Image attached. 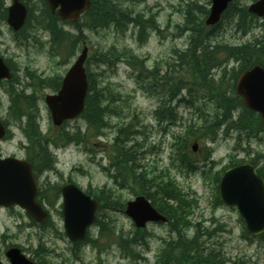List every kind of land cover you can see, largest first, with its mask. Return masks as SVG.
<instances>
[{
    "label": "rangeland",
    "instance_id": "obj_1",
    "mask_svg": "<svg viewBox=\"0 0 264 264\" xmlns=\"http://www.w3.org/2000/svg\"><path fill=\"white\" fill-rule=\"evenodd\" d=\"M3 1L6 6H9L10 0ZM119 2L120 0H113L114 4ZM209 2L210 0H129L120 2L121 8L133 15L141 14L144 18L152 15L158 28L154 32L151 31L148 40L142 45L137 40L138 30L131 26L124 27L120 34L113 28L114 26L107 29L85 30V42L89 47L88 67L96 85L119 93L117 95L128 105L129 119H132V123L137 125L138 134L132 143H127V147H134L132 153L136 162L145 170L154 172L150 176L163 175V181H166L168 174L175 180L178 188L188 195L187 198L190 201L194 200L191 203L190 221L201 227L200 232H214L218 226H222L223 231L206 238L205 247L212 250L215 255L218 254L222 264H264V241L254 239L245 233L243 225L240 223L241 218L236 210L224 205L219 206V201L217 202L218 183H215L217 172H221L232 164L249 162L252 158H255L256 167L260 168L264 174V133L260 134V137L253 136L251 138H245L243 135L241 141L235 131L230 134L229 138L220 137L213 143L199 139V145L202 148L194 156V161L198 163L202 160L206 150L209 149L211 151L210 161L214 163V166L211 172L206 173L205 178L199 174L186 177L187 174L177 171L173 164L175 152L170 149L172 133L179 132L183 135L185 128L199 119L201 113L196 108L185 110L178 107L175 112L180 120L176 124H160L153 116V111L159 104L158 101L148 98L146 93L141 91L144 89L136 81L137 73H133L130 66L120 61L115 66V74H112L106 66H98L101 63L102 55L115 51L117 53L130 51L132 53L126 54L145 60L143 66L147 70L155 69L156 63H158L162 70L167 71L171 66L167 65L166 61L178 59L172 51H184L189 45L187 41L192 36L190 30L192 24H186L185 20L189 5L195 3L208 9ZM249 3L250 0L236 1L238 7ZM27 4L29 7L32 6V10L36 11L35 14H38L41 0H27ZM42 12L41 9L37 19L42 18ZM192 12L194 14L192 20L200 18L197 10L193 9ZM230 21V19H225L219 29L217 26L212 30L211 42L213 45H220L221 42L233 46L244 43L251 45V42L257 44L253 39L262 35L260 31L264 30V24L260 26L261 21L252 36L244 34L242 31H235V22L230 25ZM29 24L32 26L43 25L41 19L38 22L33 19ZM63 28L70 32L73 31L68 26H63ZM34 30L36 29L28 28L25 34L33 39L29 38L19 45L13 40V35L5 21H0V55L9 62L11 61V65L16 68L14 73L19 84V86L14 85L16 89L21 91L20 89L28 81L30 83L36 81V107L38 110L36 122L39 123L42 134L47 135V141L56 140L59 135H51L53 127L42 96L52 92L47 85L52 83L56 77L62 78L79 53L81 44L78 45L73 56H70L69 51H63L60 55H51L48 33ZM140 37L144 39L145 32ZM65 46L70 47L69 43ZM53 47L56 48L55 52L58 51L55 44ZM224 59V56L219 57L222 62L221 67H227V72L223 74V77L229 79L232 75V68L237 69V66L234 61L224 62ZM130 62L133 67H137L136 62L132 60ZM25 71H29L26 72L27 80L24 78ZM181 75L188 80L185 83L186 86H191L189 80L192 76L187 75L183 68ZM6 84L5 82L0 84V121H7L5 125L9 131V139L0 143V154L3 157L12 156L24 159V150L20 146V143L25 141L21 134V127L19 128L9 121L10 118L6 120L8 119L7 109L10 105V96L6 89L11 85ZM31 91V89H27L26 94H30ZM210 109L212 110L213 107ZM108 118L109 116H105L104 120ZM116 123H118L117 119H112L111 128L106 129L103 136L91 138L86 142V145L92 148L93 154L87 151L85 144H71L62 149L51 150L56 160V170L50 169L49 166L41 167L43 162L36 160L40 167V170H36L35 173L39 187L44 189L48 186H62L71 181L84 192L110 189L107 199L111 200L112 195L114 198H118L117 201L120 205L134 198L137 191H140L137 183H133L134 190L129 188L119 190L101 170L102 167L108 165V152L116 132L114 128L117 126ZM225 127V124L221 126L220 136L225 132ZM77 128L81 132L86 129L83 120L77 119L68 122L65 130L73 132ZM239 141L240 149L237 148ZM29 153L28 150L26 155L28 156ZM46 195L52 201L53 188H48ZM60 204L61 200L58 199L53 207L46 206L49 223L45 227L33 224L28 215L18 207L0 208V257L3 264H9L4 257V252L9 246L21 248L26 257L35 262L40 259L33 251L44 252L45 257L41 260L43 264H157L159 252L164 244L163 240L167 239L169 234L174 239L177 237L176 234L169 233V227L166 225L149 224L144 231H141L143 232V242L133 243L131 250L134 255L130 254L123 250L118 243L119 240L134 237L136 229L132 221L124 214L121 207L104 208L97 213V218L101 224L109 225L103 235L107 234L108 230H113V236L101 237L100 224L92 226L88 230V236L92 240L97 239V244L95 246L85 244L76 248L78 254L76 259L72 253L74 247L69 243L63 231ZM212 219L215 222L211 221ZM196 232V228H190L186 232V237L192 238L196 236Z\"/></svg>",
    "mask_w": 264,
    "mask_h": 264
},
{
    "label": "trees",
    "instance_id": "obj_2",
    "mask_svg": "<svg viewBox=\"0 0 264 264\" xmlns=\"http://www.w3.org/2000/svg\"><path fill=\"white\" fill-rule=\"evenodd\" d=\"M129 0H120V2ZM118 4H114L113 0H92L90 8L86 11L83 17V23L77 24L80 29L77 30L76 35H68L58 27L57 20L51 16L47 11L44 4V10L42 12L41 19L43 25L42 28L46 29L56 47L60 52L72 51L76 48L80 41L84 39L82 34V28L89 30H99L101 28L107 29L110 26H114L118 31L122 32L126 26H134L139 29V39L142 32L146 28H154L153 16L144 18L141 14L133 15L131 12L122 9ZM191 11L187 12L186 22L192 24L191 32L192 36L188 38V47L184 51L173 50L175 56L178 58L175 61H167L166 64L170 65L165 75L159 79L158 69L147 71L144 69L143 60H139L136 57L127 55L131 53L126 51L124 53H108L102 55L101 63L111 62L114 64L119 59H124L127 63L131 60L136 62L137 67V82L141 84V87L148 92L151 97L159 100V111L156 113L160 121H174L175 114L172 109L167 106L173 99V97L180 93L184 89L188 80L185 76L181 75L182 68L187 75H191L189 80L191 86L194 85L192 90L197 93L199 91L205 92L208 100L211 103H206L203 107H197L196 109L201 113L200 123L198 122L189 125L183 135L173 136L174 143L172 147L175 149L174 162L175 168L179 172H184L187 176L195 174L197 171L194 163L192 162L191 155L187 148L188 142L192 138H198L196 132L198 131L201 138H208L214 141L216 136L218 137V130L225 124L226 129H232L240 133H244L247 136H257L261 133L263 126L259 117L244 109L240 101L236 98L226 96L225 93H221L218 89L222 82L229 83L230 79H225L223 74L227 71L224 69L222 75L216 80L212 77L217 76L221 69L222 62L219 60L220 56H224V62L227 60L234 61L237 66V70L232 68L231 78L235 79L240 71L248 69L254 65L264 67V34L254 38L257 44H246L244 46H230L228 44L213 45L211 38L213 33L211 30H206L203 27L202 20H192L194 14L193 9L197 10L200 15H206L207 11L203 9L194 8L195 5H191ZM0 17H5V9L3 7V0H0ZM33 17L30 13L28 22ZM223 19H230V24L235 22V31H242L244 34L255 28L254 18L251 17L245 6L238 7L236 3L230 4L226 12L223 14ZM35 20V19H34ZM254 23V25H253ZM83 26V27H81ZM147 34V32H146ZM149 35V33H148ZM147 35V36H148ZM66 37V41L65 40ZM146 37V35H145ZM144 37V38H145ZM147 38V37H146ZM146 38L142 41L144 42ZM69 43L70 47L65 45ZM129 60V61H128ZM176 65V66H175ZM159 67V64H156ZM167 68V67H166ZM220 70L219 73L216 72ZM88 77V95L85 101V109L81 117L85 120L88 128L87 134L91 129L97 133L103 127V120L105 116H119L125 108V102L121 100L118 93L106 88H100L95 84L92 79V74L89 73ZM100 76V75H99ZM142 76V77H141ZM58 85L53 89H57ZM204 89V90H203ZM190 91V90H189ZM186 107H193L195 104L193 101H183ZM102 106V108H100ZM210 107H213L211 110ZM34 104L31 102L30 96H24L21 92H15L11 95V104L9 107V117L13 120L20 121L22 116L27 118V127L24 129L26 136L30 143V156L31 161L35 164V169L40 170L37 165V161L43 162L41 167L52 168L54 158L48 152L46 148V142L41 138L36 125V114L33 111ZM236 113L235 119L233 114ZM118 137L116 138V144L121 148L115 149V156L113 158L114 166L119 172L121 183L131 184L137 183L142 194L146 195L152 203V205L162 214H164L169 221V233L176 234L175 239L168 238L163 240V247L159 252L157 264H222L221 258L218 254L205 247L204 243L206 238L212 236L214 232H200V228L195 227L189 217L191 216V201L188 200L187 195L184 194L177 186L175 180L167 174L166 181H163V176H154L150 178V174L144 171L137 174V166L134 155H132L133 148L124 149L125 141L129 139L132 134L131 128H121ZM78 132V131H76ZM64 133L57 137L56 140H51L55 146L65 145L70 142L81 141L78 137L79 133ZM127 136V138H126ZM36 171V172H37ZM260 174V171H258ZM45 192V191H44ZM59 189L53 188L52 201L46 195V193H40L39 200L43 201L49 206H53L58 198ZM218 199V198H217ZM108 202V200H107ZM193 203V202H192ZM97 224H100L101 237L113 236L114 231L108 230L107 234L103 235L108 226L98 220ZM190 228H196V236L192 238L186 237V232ZM143 232L135 231L133 238L127 240H119V246L133 254L131 246L133 243H142ZM263 236L260 237V239ZM204 238V241L202 239ZM264 238V237H263ZM88 242L94 244L93 241L86 239ZM264 241V239H263ZM97 242V241H96ZM39 254V252H34ZM77 255V254H76Z\"/></svg>",
    "mask_w": 264,
    "mask_h": 264
},
{
    "label": "water",
    "instance_id": "obj_3",
    "mask_svg": "<svg viewBox=\"0 0 264 264\" xmlns=\"http://www.w3.org/2000/svg\"><path fill=\"white\" fill-rule=\"evenodd\" d=\"M90 0H47L52 13L59 7L57 16L61 20L76 21L79 15L89 7ZM231 0H212V7L206 25L218 22L221 13ZM249 13L264 17V0H258L248 8ZM25 8L20 0H12L8 11V24L18 30L24 22ZM87 49L63 79L60 91L54 96L46 97L52 120L55 126L64 120L78 116L84 106L87 91L86 75L83 63ZM10 75L2 59H0V80ZM237 92L246 107L260 113L264 123V70L256 66L244 73L237 83ZM4 130L0 125V138ZM196 151V145L193 146ZM219 192L222 201L228 206H235L246 224L247 231L252 236L264 233V186L260 177L254 174L249 165L231 168L224 173ZM37 187L32 173V166L26 161L12 157L0 159V206L10 207L18 205L24 209L38 223L46 220L47 215L35 199ZM63 198V225L68 239L81 242L86 230L94 223L95 211L98 204L84 195L73 185H66L61 189ZM125 214L129 216L137 228H144L148 222H165L144 197H137L128 202ZM5 256L10 264H35L28 260L18 248H10ZM1 264V263H0Z\"/></svg>",
    "mask_w": 264,
    "mask_h": 264
},
{
    "label": "bare ground",
    "instance_id": "obj_4",
    "mask_svg": "<svg viewBox=\"0 0 264 264\" xmlns=\"http://www.w3.org/2000/svg\"><path fill=\"white\" fill-rule=\"evenodd\" d=\"M243 7V6H242Z\"/></svg>",
    "mask_w": 264,
    "mask_h": 264
}]
</instances>
